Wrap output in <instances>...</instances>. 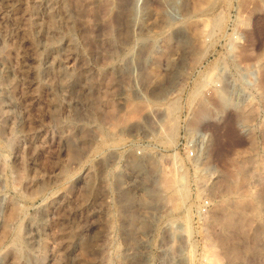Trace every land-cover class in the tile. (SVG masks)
Listing matches in <instances>:
<instances>
[{
    "label": "rangeland",
    "instance_id": "1",
    "mask_svg": "<svg viewBox=\"0 0 264 264\" xmlns=\"http://www.w3.org/2000/svg\"><path fill=\"white\" fill-rule=\"evenodd\" d=\"M0 264H264V0H0Z\"/></svg>",
    "mask_w": 264,
    "mask_h": 264
},
{
    "label": "built area",
    "instance_id": "2",
    "mask_svg": "<svg viewBox=\"0 0 264 264\" xmlns=\"http://www.w3.org/2000/svg\"><path fill=\"white\" fill-rule=\"evenodd\" d=\"M184 137H182V140L184 138L185 143L184 145L186 148L189 150L190 155H194L196 152V149L201 146L203 139L198 137L199 135L195 134H190L187 130L184 131ZM209 205L208 199H204V201L200 204V209L202 211H205Z\"/></svg>",
    "mask_w": 264,
    "mask_h": 264
}]
</instances>
